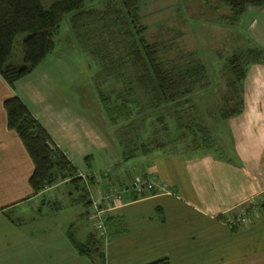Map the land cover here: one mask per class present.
I'll list each match as a JSON object with an SVG mask.
<instances>
[{
  "label": "crops",
  "instance_id": "obj_1",
  "mask_svg": "<svg viewBox=\"0 0 264 264\" xmlns=\"http://www.w3.org/2000/svg\"><path fill=\"white\" fill-rule=\"evenodd\" d=\"M243 26L248 42L264 49V4L246 7ZM76 44L98 62L95 114L84 111L78 96L67 94L62 78L68 72L61 63L56 62L47 72L38 71L54 50L12 84L0 73V264H92L77 253L64 223L45 224L34 215L25 217L27 212L41 214L42 207L57 201L55 189L65 186L68 196L74 190L65 179L34 193L29 183L33 161L18 133L7 126L3 108V101L14 96L77 172L95 177V194L127 185L137 177L157 179V187L137 192L134 198L135 192H128L122 201L110 204L105 238L93 224L86 231L80 220L71 223L77 240L84 242L90 234L102 239L105 264H147L163 258L169 264H264V214L252 213L240 226L226 221L229 214L248 207L264 193V64L249 65L242 83L243 109L235 116L216 118L222 94L207 95L213 88L210 85L197 88L188 97L183 108L201 114V124L208 128V144H201L193 131L177 129L171 114L155 111L147 122L140 119L134 124V134L127 133L137 138L139 152L119 164L123 134L119 130L122 125L131 130L132 115L123 109L109 115L99 92L124 90V85L102 74L93 52ZM10 55V63H23L10 61ZM215 89L223 93L225 87ZM198 103L214 109L200 108ZM166 118L171 120L172 133ZM69 199L83 201L81 197ZM53 208L44 211L51 216ZM81 209L91 220L90 208Z\"/></svg>",
  "mask_w": 264,
  "mask_h": 264
},
{
  "label": "trees",
  "instance_id": "obj_2",
  "mask_svg": "<svg viewBox=\"0 0 264 264\" xmlns=\"http://www.w3.org/2000/svg\"><path fill=\"white\" fill-rule=\"evenodd\" d=\"M117 1L103 0L102 7L97 9L87 7L85 0H53L47 8L42 6L40 0H0L1 75L12 84L29 73L54 50L55 36L62 20L66 19L72 39L89 48L99 59L101 73L124 85V90L99 92L103 109L109 115L117 109H123L128 116L132 115L129 122L131 130H125L126 125L119 130L123 133L119 140L120 161L129 160L139 152L137 138L127 133L134 134L137 131L133 132L134 124L140 119L147 122L155 111L171 114L177 129L193 131L200 136L201 144H208V128L201 124V114L193 115L190 109L183 108L189 101L188 97L208 82L204 63L195 52L169 57L171 46L162 55L163 46L156 41L148 42L143 36L146 26L141 23L139 15L140 0ZM194 1L203 5L215 3L213 9L216 11L225 8L226 13L218 17L228 23L237 22L248 5L264 4V0ZM20 34H25L21 40L23 63L17 65L10 63L8 57L15 37ZM233 48L223 67L222 86L225 90L215 110L216 118L220 119L242 111V83L247 68L251 63L264 64L263 48L255 44L242 48L236 45ZM216 85L218 87L219 84ZM3 108L7 126L18 133L33 161L34 169L29 183L34 193L66 179L71 188L80 194L86 208L91 207L87 187L95 183V177H83L77 172L18 97L5 99ZM207 110L211 113L210 109ZM184 116L190 119L184 121ZM111 119L114 121L116 118ZM138 195L135 192L132 197ZM259 197L263 200L257 205L256 212L264 214V193ZM247 208L251 209L252 205ZM236 226H232V229ZM67 237L77 253L88 257L92 264H105L101 238L90 234L84 242L79 241L72 231V224L67 228ZM147 264H169V261L163 258Z\"/></svg>",
  "mask_w": 264,
  "mask_h": 264
},
{
  "label": "rangeland",
  "instance_id": "obj_3",
  "mask_svg": "<svg viewBox=\"0 0 264 264\" xmlns=\"http://www.w3.org/2000/svg\"><path fill=\"white\" fill-rule=\"evenodd\" d=\"M53 0H40L43 7L47 8ZM118 3L117 0H113ZM103 0H85V5L92 8H101ZM215 3L203 5L201 2L191 0H140L139 1V15L141 23L146 26L143 33L144 38L148 42L156 41L163 46V51H168V56L176 58L179 54L186 55L188 52H195L204 63L208 82L213 88L209 90L207 95L220 96L222 93L216 88L222 86L224 81V65L227 57L232 52L234 46L245 47L250 45L246 38L245 28L243 26V15L235 23H228L221 21L218 17L225 14V8H218L214 10ZM25 34H20L15 37L10 61L14 63H21L23 61V50L21 40ZM56 47L54 51L49 54L43 62L38 66V71H48L56 62L62 64V68L68 72V75L62 78V84L65 87L69 96H78V100L83 103L85 112L96 113L97 104V73L98 62L92 59L88 51H83L72 39L70 35L69 25L66 19H63L59 32L55 36ZM161 49V48H160ZM58 58L63 60L60 62ZM249 67V66H248ZM248 70V68H247ZM224 84V83H223ZM212 101V99H211ZM210 103V100L208 101ZM207 103V104H208ZM206 103L199 104L200 108L213 106ZM216 104V102L214 103ZM165 124H169L170 132L172 131L171 120L166 118ZM109 126V132L113 136L114 130ZM172 133V132H171ZM226 136V135H225ZM224 138V135L222 136ZM228 139V136L226 137ZM116 141V140H115ZM123 163L119 160V163ZM58 189L61 192H58ZM55 189V195L58 197L57 201H52L49 206L42 207V213L38 211L35 214L27 212L25 217L34 215L36 221H41L45 224L50 221L53 223H64L65 227L72 222L80 220L86 231L92 230L93 221L88 220L83 210L85 205L83 201L79 203H72L70 197L78 199L80 194L76 191H71L68 196L65 192V186ZM69 189H72L69 187ZM89 194H94L92 186H88ZM59 194L61 196H59ZM90 198V197H89ZM82 204V205H81ZM53 208L51 216L49 212L44 210ZM90 210L91 207L89 206ZM60 210V212H55ZM89 210V214H90ZM258 213V212H257Z\"/></svg>",
  "mask_w": 264,
  "mask_h": 264
},
{
  "label": "built area",
  "instance_id": "obj_4",
  "mask_svg": "<svg viewBox=\"0 0 264 264\" xmlns=\"http://www.w3.org/2000/svg\"><path fill=\"white\" fill-rule=\"evenodd\" d=\"M83 177L86 175L81 174ZM158 186L157 179L152 177H137L131 183L108 189L102 194H89L91 201V210H90V218L93 221V226L95 231L100 237L105 238L106 231V212L107 208L111 203H119L123 200L124 194L128 192H140L145 189H153ZM89 193V190H88ZM263 199L258 197L257 200L251 203L252 208L248 209L247 207H241L236 212L229 214L226 218V221L229 225L235 224H245L249 220V215L252 213H256L257 205Z\"/></svg>",
  "mask_w": 264,
  "mask_h": 264
}]
</instances>
